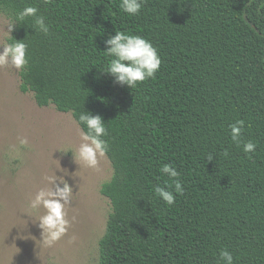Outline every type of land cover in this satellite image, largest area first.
<instances>
[{
    "label": "trees",
    "instance_id": "obj_1",
    "mask_svg": "<svg viewBox=\"0 0 264 264\" xmlns=\"http://www.w3.org/2000/svg\"><path fill=\"white\" fill-rule=\"evenodd\" d=\"M120 2L0 0L12 21L34 6L49 25L45 35L29 17L6 38L27 44L20 91L81 130L85 111L104 121L112 175L99 190L111 211L98 264H219L222 249L264 264V0H143L136 15ZM116 31L157 49L154 77L130 88L105 72ZM237 120L254 153L231 140ZM164 164L184 186L172 205L153 190L172 183Z\"/></svg>",
    "mask_w": 264,
    "mask_h": 264
},
{
    "label": "rangeland",
    "instance_id": "obj_2",
    "mask_svg": "<svg viewBox=\"0 0 264 264\" xmlns=\"http://www.w3.org/2000/svg\"><path fill=\"white\" fill-rule=\"evenodd\" d=\"M11 22L0 12V44L7 43ZM19 71L0 67V264H98V240L111 211L99 189L112 175L111 163L104 155L97 168H89L63 152L78 147L81 128L70 112L40 107L32 92H21ZM21 137L30 147L16 156L11 146ZM55 174L73 189L65 206L70 227L47 244L36 221L45 210L31 209L29 202L49 186L45 177Z\"/></svg>",
    "mask_w": 264,
    "mask_h": 264
},
{
    "label": "clouds",
    "instance_id": "obj_3",
    "mask_svg": "<svg viewBox=\"0 0 264 264\" xmlns=\"http://www.w3.org/2000/svg\"><path fill=\"white\" fill-rule=\"evenodd\" d=\"M143 0H121L120 8L128 15H136L142 8ZM38 8L26 6L17 12L11 23L7 24V33H11L14 23H23L27 18H33V28L45 35L49 34V25L46 18L38 14ZM106 52L112 57L105 72L114 78V82L133 88L138 82H143L154 77L161 65L157 49L145 38L137 35H129L122 31H116L105 40ZM0 67L10 66L16 70H22L28 63L26 58L27 44L22 40L14 39L11 43L0 44ZM79 121L83 123L87 131L79 133L80 143L77 148L67 149L71 151L75 161L77 159L89 168L98 167V157L104 156L109 150L108 142L102 137L107 135L104 121L100 115H93L88 111L80 114ZM243 120H237L229 125L231 140L237 146L243 144V151L254 153L256 144L252 141H242ZM30 147L28 139L21 137L17 145L11 146V151L19 156L21 150ZM227 155V152L224 153ZM208 161L213 159V154L206 157ZM77 163V162H76ZM163 175H167L172 183L165 186L155 185L154 193L163 201L172 205L176 195H182L184 186L180 180V173L170 164H164L160 169ZM48 187H41L29 202V207L34 210L43 208L44 214L36 220L42 230V240L47 244L59 240L70 227V221L66 218L65 206L71 203L73 195L72 186L64 176H46ZM59 181V182H57ZM62 185V186H61ZM170 190V189H173ZM219 264H234L233 255L227 249L219 253Z\"/></svg>",
    "mask_w": 264,
    "mask_h": 264
}]
</instances>
